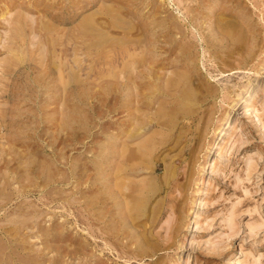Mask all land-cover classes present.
<instances>
[{
	"label": "rangeland",
	"instance_id": "rangeland-1",
	"mask_svg": "<svg viewBox=\"0 0 264 264\" xmlns=\"http://www.w3.org/2000/svg\"><path fill=\"white\" fill-rule=\"evenodd\" d=\"M0 264H264V0H0Z\"/></svg>",
	"mask_w": 264,
	"mask_h": 264
},
{
	"label": "bare ground",
	"instance_id": "bare-ground-1",
	"mask_svg": "<svg viewBox=\"0 0 264 264\" xmlns=\"http://www.w3.org/2000/svg\"><path fill=\"white\" fill-rule=\"evenodd\" d=\"M8 10V9H7ZM26 17V16H24ZM28 19V17H27ZM30 19V18H29ZM28 19V20H29ZM31 21V20H30ZM29 21V23H30ZM17 22V21H16ZM16 25V23H14ZM20 24V23H19ZM32 25V24H31ZM14 27V26H13ZM31 27V26H30ZM45 29V28H44ZM91 31V30H90ZM95 31V30H93ZM92 32V31H91ZM96 32V31H95ZM103 33V32H102ZM4 34V33H3ZM32 34V32H31ZM91 34V33H90ZM33 35V34H32ZM84 35V34H83ZM96 35H99V34H96L95 33V36ZM92 36H94V34H92ZM100 36H104V35H100ZM30 37V36H29ZM129 37V35H128ZM130 38V37H129ZM11 39V38H10ZM133 39V38H132ZM131 39V40H132ZM34 40V39H32ZM124 40V39H123ZM130 40V39H129ZM122 41V40H121ZM128 41V40H127ZM79 41H77V44L75 43V48L73 49V55L75 56V58H77V55L79 54L78 53V50H79ZM131 42V41H130ZM137 41L135 42H132V43H136ZM139 42V41H138ZM103 43V42H100V41H92V42H87L85 45L87 46V48L89 46H94V47H98L100 46V44ZM142 43V42H141ZM71 44V43H70ZM126 44V43H125ZM124 45V44H123ZM132 45H136L135 47H133V49L135 50L138 46V44H132ZM143 45V44H142ZM104 46V45H103ZM30 47V46H29ZM32 47V45H31ZM34 47V45H33ZM41 47H43L41 45ZM102 47V46H101ZM99 47V48H101ZM124 47V46H123ZM128 47V46H127ZM82 49V47H80ZM97 49V48H96ZM2 50V49H1ZM84 50H85V47H84ZM91 50V49H90ZM128 50V49H127ZM84 52V51H83ZM86 52V51H85ZM10 53V52H9ZM90 53V52H89ZM86 55V54H85ZM124 55V54H123ZM89 57V56H88ZM137 55L135 56V53L133 54H130V57L128 56V59H124V56L121 57L119 59H116V63H115V70H114V73H113V81H112V87H113V91L115 93V96H114V99L115 101L118 103V107H125L127 114L130 115L131 113L133 114V108L134 106L138 107V108H141L142 105H149L151 103V99L150 97H148L147 95H143V99L144 100H141V97H138L136 94L133 93V91L136 90V87H137V84H136V80H135V76L137 75V70L138 68H140L142 66V62L141 63H137ZM73 58V57H72ZM88 59V58H87ZM76 60V59H75ZM73 61L72 63L76 62V61ZM79 60V59H78ZM72 61V60H71ZM81 61V60H80ZM78 63V62H77ZM81 63V62H79ZM52 64V62H51ZM64 64V63H63ZM76 65V64H74ZM81 65V64H80ZM59 66V65H58ZM84 66V65H83ZM6 67V65L4 66ZM60 67V66H59ZM65 67V66H64ZM56 68V67H55ZM54 68V69H55ZM58 68V67H57ZM68 68V67H67ZM81 68V67H80ZM79 65L77 66L76 70H75V73H77L79 75ZM63 69V68H62ZM57 71V69H55ZM69 70V69H68ZM70 72H73L72 74H74V71H70ZM58 73H61V72H58ZM70 74V75H72ZM152 75V74H150ZM61 78V77H60ZM59 78V79H60ZM143 78H148L147 75H143ZM149 79V78H148ZM154 79V78H152ZM146 80V79H144ZM4 81V80H3ZM63 81V80H62ZM150 81V80H149ZM62 83V82H61ZM143 83V82H141ZM186 83V82H185ZM63 86V85H62ZM150 86L152 88V93L154 91V89H156V84L155 82L151 81L150 83ZM180 86V85H179ZM63 90V88H62ZM97 90V89H96ZM151 93V94H152ZM150 94V95H151ZM193 94V93H192ZM189 96V95H188ZM188 96L186 97V100L188 99ZM183 97V96H182ZM191 98V96H190ZM189 98V99H190ZM180 102V101H179ZM195 102V101H194ZM182 104V103H181ZM191 106V105H190ZM130 109H132V111L130 112ZM180 109V108H179ZM181 111V110H180ZM179 111V112H180ZM195 111V110H194ZM193 111V113H194ZM188 112V111H187ZM186 112V113H187ZM142 113V112H141ZM197 113V112H196ZM197 116V115H196ZM137 117V115H136ZM139 117V115H138ZM130 118V117H129ZM137 119H140V118H137ZM194 119V118H193ZM129 120V119H128ZM141 120V119H140ZM200 121V120H199ZM210 124V123H209ZM149 126V123H144V124H135L134 125V120L132 121L131 123V127L130 128H127L126 127V124L122 123V124H118L116 125L113 133L111 134V146H112V161H116L118 163V168L121 170L123 169L124 172L126 173L127 170L129 169V165L128 166V162L130 160V157L133 156L132 154L133 153V148L131 149V147L129 146V143L130 141H133L135 140L136 138H139L142 134H141V130H144L145 128H147ZM213 126V125H212ZM209 128V127H207ZM209 131V130H208ZM124 139V140H123ZM143 140H140L138 141L139 142V145L137 146L136 148V151H139L141 154H145V155H150L152 154V151H154V145L153 143H151V141L149 140H145L143 142H141ZM141 142V144H140ZM108 144V143H107ZM137 145V143H136ZM108 147V146H107ZM106 148V146H105ZM138 149V150H137ZM132 152V154H131ZM132 158V157H131ZM100 159V158H99ZM97 161V160H96ZM102 162H105V160H103ZM249 162V161H247ZM252 162V161H251ZM101 163V162H100ZM130 163V161H129ZM248 165V164H247ZM247 167V166H246ZM102 169V168H101ZM118 169V170H119ZM251 169V168H250ZM117 170V171H118ZM249 170V169H248ZM116 171V172H117ZM167 171V170H166ZM123 172V171H122ZM121 172V173H122ZM120 173V171H118V174ZM167 173V172H166ZM117 175V173H116ZM124 175V173L120 176V178ZM115 176V175H114ZM118 176V175H117ZM104 178V177H103ZM118 178V182H121L123 178ZM127 177H125L126 179ZM129 179V178H128ZM150 181H152L150 179ZM131 182V181H130ZM124 183V180L120 183V185L122 186ZM150 183V182H149ZM115 184H119L117 182H115ZM152 184V183H150ZM118 185V186H120ZM125 185V184H124ZM117 186V187H118ZM151 188V191H152V187ZM119 191L122 193L124 191H121V187L118 188ZM123 190V188H122ZM150 191V190H149ZM247 193V192H246ZM149 195V194H148ZM127 196V195H126ZM126 198V197H124ZM123 198V199H124ZM106 199V198H104ZM128 197L125 199L127 200ZM115 202V201H113ZM129 202V201H128ZM130 205V204H129ZM131 209V208H130ZM130 213V211H129ZM175 217V216H174ZM85 219V218H83ZM175 220V219H174ZM92 223V222H91ZM143 226V225H142ZM89 227V226H88ZM88 229V228H87ZM180 229V228H179ZM50 236V235H49Z\"/></svg>",
	"mask_w": 264,
	"mask_h": 264
}]
</instances>
